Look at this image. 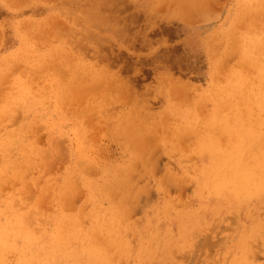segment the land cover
<instances>
[{"label": "bare ground", "instance_id": "bare-ground-1", "mask_svg": "<svg viewBox=\"0 0 264 264\" xmlns=\"http://www.w3.org/2000/svg\"><path fill=\"white\" fill-rule=\"evenodd\" d=\"M171 1L185 21L210 20L203 0ZM26 26L30 45L41 33ZM83 30L82 62L96 47ZM197 36L205 83L120 116L127 95L83 64L76 148L21 115L31 56L4 62L0 264H264V0H239ZM102 125L120 147L105 166L90 153Z\"/></svg>", "mask_w": 264, "mask_h": 264}, {"label": "rangeland", "instance_id": "rangeland-1", "mask_svg": "<svg viewBox=\"0 0 264 264\" xmlns=\"http://www.w3.org/2000/svg\"><path fill=\"white\" fill-rule=\"evenodd\" d=\"M237 2L203 0L201 6L204 4L210 22L199 24L189 18L188 11L182 13L190 20L178 16L180 7L171 0L0 1V67L5 61L31 56L23 74L31 94L21 115L39 131L67 136L76 148V123L83 107L78 94L83 64L95 65V81L114 83L127 95L113 110L118 116L128 113L136 100L164 104L168 97L161 95V90L176 89L180 84L183 87L177 88L178 94L205 83V56L197 35L217 30ZM25 26L30 33L39 29L42 36L27 38V44ZM83 28L85 33L92 31L96 47L94 52L93 45L87 44L84 51L88 54L82 62L79 39ZM93 53L95 58L90 56ZM107 128L99 127L96 145L90 149L99 166L114 163L120 156V147Z\"/></svg>", "mask_w": 264, "mask_h": 264}]
</instances>
